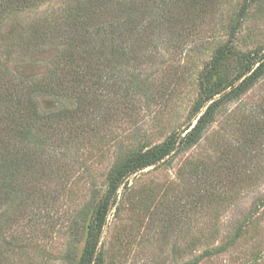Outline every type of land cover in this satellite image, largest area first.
Masks as SVG:
<instances>
[{"label": "rangeland", "instance_id": "obj_1", "mask_svg": "<svg viewBox=\"0 0 264 264\" xmlns=\"http://www.w3.org/2000/svg\"><path fill=\"white\" fill-rule=\"evenodd\" d=\"M186 1L161 30L133 39L136 64L107 65L93 78L116 71L134 87L130 95L83 88L61 32L21 41L77 0L0 18V264H84L96 214L113 199L117 164L193 127L212 103L200 109L205 84L224 89L249 74L248 58L264 50V0ZM224 47L227 57L210 75ZM36 84L44 90L32 102L22 87ZM32 104L42 117L26 137ZM99 249L103 264H264V71L216 107L198 141L122 183Z\"/></svg>", "mask_w": 264, "mask_h": 264}, {"label": "trees", "instance_id": "obj_2", "mask_svg": "<svg viewBox=\"0 0 264 264\" xmlns=\"http://www.w3.org/2000/svg\"><path fill=\"white\" fill-rule=\"evenodd\" d=\"M45 1L46 0H0V18L5 19L16 13L36 8ZM77 1L76 8L70 7L68 14L64 16V18H58L54 22H41L36 29L32 30V35H30L29 38H25L21 41H30L32 44H35L36 40H51L57 31L61 32L62 36L65 37V46L69 47V55L66 58V63H69V67L72 69L70 73L72 72V74L79 78V81H87L88 84L83 86V88L89 87V90L94 93L95 96L96 94L104 95L106 90L110 91L111 89H116L117 91H124L125 89L127 95L132 93L134 87H132V85L128 86L129 81L123 79V76L115 71L116 68H113L115 72L109 74L106 79L103 81L101 80L100 83L93 78L102 75L103 71L101 68L107 65L111 67L112 65H116L114 67L122 68V66L126 64H136L138 61V49L134 50V44H132L134 43L133 39L142 37L155 26L158 28V24L160 22L162 23V20L169 15L172 9L176 8L178 2L187 3L186 0ZM243 9L242 17L244 18L246 11H248V3L244 5ZM144 16L148 18V21L145 26H141V18ZM158 29L161 30L162 26L159 25ZM15 31L16 28L14 29V33ZM11 40V38L7 39L6 37L3 39V41H6L8 44ZM227 53L226 47L218 51L212 61L211 67L208 69L210 75H212L214 71L217 72L219 65L226 59ZM112 61L113 64H111ZM253 67L255 68L253 69ZM262 71H264V50L257 51L250 55L248 58L249 74L245 76L243 80V74L239 73L226 88L217 89L215 91L208 89L205 84L204 94L206 95L200 109L204 108L206 104L212 103L193 127L190 125L181 134L172 135L162 144L154 146L146 151L135 153L117 164L115 182L109 193V196L113 197V199L110 203H107L106 207L96 214V239L86 251L84 264H103V253L100 249L98 250L100 236L106 224L109 208L116 201L122 183L128 180L131 175L148 167L158 165L173 153L182 150L186 145L198 141L205 129V125L211 120L216 107L225 99L233 95H239L247 84H254ZM208 80L209 77H207L205 73L203 83H206ZM238 82L240 83L237 86L236 83ZM231 87L233 90L230 93L214 101L218 95ZM22 89L25 90L26 96L31 100L32 97L44 90V86L36 84L28 89L26 87H22ZM18 100L17 103L21 104L22 98H18ZM129 102H131V100H129ZM27 112L28 115L30 114L34 117L35 121L24 129L26 131V137L31 135L35 122H39L42 117L39 109L34 104H32V108H29ZM26 137L22 138L23 141L28 140ZM0 143H3V139H0ZM37 144L39 145L40 143L37 142ZM8 154L10 153L8 152ZM31 154L32 158L36 156V152H31ZM2 164L3 166H8L9 162L2 158ZM1 220L0 218V222ZM5 223L1 226L8 228L11 221L6 220ZM2 229L3 228H1V230ZM1 230L0 234H3L5 231L3 230L1 232ZM4 248L5 247H3V249Z\"/></svg>", "mask_w": 264, "mask_h": 264}]
</instances>
